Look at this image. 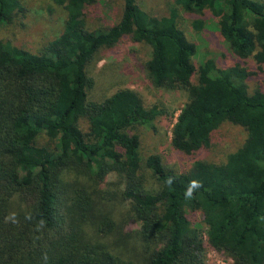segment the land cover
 <instances>
[{
	"label": "trees",
	"instance_id": "trees-1",
	"mask_svg": "<svg viewBox=\"0 0 264 264\" xmlns=\"http://www.w3.org/2000/svg\"><path fill=\"white\" fill-rule=\"evenodd\" d=\"M50 1L65 18L38 52L0 38V264H205L206 246L233 264H264V89L247 88L264 65V0H173L169 15L158 17L135 0H121L119 19L92 30L84 16L94 0ZM175 8L195 28L206 15L217 18L231 53L251 65L224 67L206 58L195 67V46L177 26ZM22 14L21 0H0V28L20 24ZM124 36L149 47L145 67L155 86L188 94L170 130L175 150L204 149L225 120L245 130L224 161L196 158L181 172L155 153L141 161L131 128L151 127L156 106L146 107L130 88L87 99L92 80L85 65ZM80 118L87 132L79 129ZM39 135L46 140L38 142ZM141 162L157 190L145 187ZM109 174L137 223L132 232H121L100 210L98 186ZM194 180L200 187L186 196ZM196 212L199 225L190 218ZM124 239L136 243L133 255L120 249Z\"/></svg>",
	"mask_w": 264,
	"mask_h": 264
},
{
	"label": "rangeland",
	"instance_id": "rangeland-1",
	"mask_svg": "<svg viewBox=\"0 0 264 264\" xmlns=\"http://www.w3.org/2000/svg\"><path fill=\"white\" fill-rule=\"evenodd\" d=\"M135 1L142 10L156 17L169 15V10L175 6L173 0ZM21 5L23 14L20 17V24L16 22L0 28V38L9 39L13 45L30 52H38L59 34L65 12L50 0H21ZM175 9L177 26L195 46L192 56L195 67L206 58H211L216 64L224 67L237 61L246 66L251 65L249 59L239 60L231 53L227 42L219 33L217 18L206 15L203 17L201 27L195 28L187 14L178 8ZM121 10V0H94L85 9L86 27L90 30L106 28L119 19ZM148 57L149 47L130 36L120 38L112 46L101 47L85 65V73L92 80L86 91L87 99L101 101L118 89L130 88L140 95L146 107L156 106L160 113L152 121L151 127L136 125L131 128L139 137L141 161L148 154L155 153L165 166L177 172L187 170L196 158L213 163L224 161L226 155L243 142L245 130L225 120L211 130L208 145L204 149L193 155L175 150L170 145V130L179 108L187 101L188 94L183 88L155 86L147 76L145 61ZM256 87L264 89V65L255 79L247 83L249 91ZM78 126L82 132H87L88 122L85 118L79 119ZM37 140L44 142L46 138L39 135ZM139 173L148 190L155 191L159 188L158 182L145 168L143 162L140 163ZM65 179H72V174L68 173ZM98 188L101 189L100 195L103 196V199L98 197L102 202L100 210L112 215L121 226V232H132L137 228V223L130 219L126 211L127 203L120 199L121 185L116 176L109 174ZM15 203L17 204L16 201ZM190 218L197 225L201 222L198 212L191 214ZM83 227L87 234L92 232L89 225ZM102 240L107 243L112 240V236H105ZM121 243L118 245L126 255H133L136 252L137 246L133 239H124ZM205 264H233V261L224 252H217L206 246Z\"/></svg>",
	"mask_w": 264,
	"mask_h": 264
},
{
	"label": "clouds",
	"instance_id": "clouds-1",
	"mask_svg": "<svg viewBox=\"0 0 264 264\" xmlns=\"http://www.w3.org/2000/svg\"><path fill=\"white\" fill-rule=\"evenodd\" d=\"M198 187H200L199 182L195 180L192 181L190 185L188 186V188L186 189L185 195L190 197L192 195L193 190Z\"/></svg>",
	"mask_w": 264,
	"mask_h": 264
}]
</instances>
